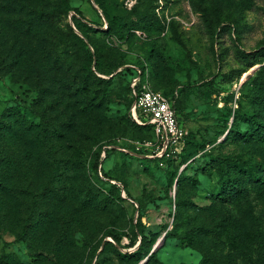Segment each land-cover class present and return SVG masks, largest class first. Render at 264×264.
I'll return each instance as SVG.
<instances>
[{"label": "rangeland", "instance_id": "obj_1", "mask_svg": "<svg viewBox=\"0 0 264 264\" xmlns=\"http://www.w3.org/2000/svg\"><path fill=\"white\" fill-rule=\"evenodd\" d=\"M0 264H264V0H0Z\"/></svg>", "mask_w": 264, "mask_h": 264}, {"label": "built area", "instance_id": "obj_2", "mask_svg": "<svg viewBox=\"0 0 264 264\" xmlns=\"http://www.w3.org/2000/svg\"><path fill=\"white\" fill-rule=\"evenodd\" d=\"M133 102L130 108L132 118L139 124L150 123L164 145L182 141L186 134L171 99L161 91L153 89L136 75L132 81Z\"/></svg>", "mask_w": 264, "mask_h": 264}, {"label": "trees", "instance_id": "obj_3", "mask_svg": "<svg viewBox=\"0 0 264 264\" xmlns=\"http://www.w3.org/2000/svg\"><path fill=\"white\" fill-rule=\"evenodd\" d=\"M91 27V26H90ZM80 31H81V33H82V35L83 36H79V35H77V34H74V36L82 43V44H84L85 43V40H88V42L91 44V46L94 48V51H91V49L89 48L88 49V52H89V57L91 58V60H92V58L97 54V47L95 46V44L93 43V41H92V39H91V37H90V34H89V32L87 31V30H83V29H80ZM141 70H144V67H143V69H141ZM143 72V71H142ZM234 73V72H233ZM139 74V73H138ZM237 74H238V76H241L242 75V72H237ZM142 77V76H141ZM142 79H143V77H142ZM87 80L88 79H86V82H87ZM101 80H104V79H101ZM86 88H88L89 89V87H86ZM130 89H131V101H130V104H129V108H131V105H132V102H133V98H132V87H130ZM176 110V109H175ZM177 112V111H176ZM178 114V113H177ZM43 116L44 117H46V118H48V116H47V114H46V110H44L43 111ZM129 117H130V119L132 120V125L136 128V129H138V130H141V131H145V130H147V131H150V130H153L154 132H155V130H154V127H153V125L152 124H150V123H147V124H139L138 122H136L133 118H132V116H131V114L129 115ZM149 136H150V134H147L146 135V138H149ZM166 149H167V147H166ZM183 150V149H182ZM181 152V151H180ZM168 153V149L165 151V153L164 154H167ZM100 155H101V152L99 151L98 152V155H97V158H96V161H95V163H94V167H95V169L96 170H98V167H99V163H100V161H99V159H100ZM258 178H260L259 176H258ZM259 180H261V179H259ZM228 194H231V193H233L234 192V188H235V185H234V183H232L231 182V180L230 179H228ZM111 187H113V188H118L117 187V185L116 184H112L111 185ZM141 215H139V217H138V222H137V228H138V230H139V232H140V234H143V229H142V222H141ZM107 236H111V237H113L117 242H119L120 241V239H121V237L119 236V235H117V234H115L114 232H107ZM107 243H109V241L108 240H106V244ZM135 244V243H134ZM144 250V247H143V244H142V241H141V243L139 244V247H138V249L135 251V252H133V253H131V254H133L134 256H136V255H140L141 253H142V251ZM96 251H97V249H96ZM148 254V253H147ZM146 254V255H147Z\"/></svg>", "mask_w": 264, "mask_h": 264}, {"label": "bare ground", "instance_id": "obj_4", "mask_svg": "<svg viewBox=\"0 0 264 264\" xmlns=\"http://www.w3.org/2000/svg\"><path fill=\"white\" fill-rule=\"evenodd\" d=\"M180 142H182V141H177V142L174 143V145H175L176 143H180Z\"/></svg>", "mask_w": 264, "mask_h": 264}, {"label": "water", "instance_id": "obj_5", "mask_svg": "<svg viewBox=\"0 0 264 264\" xmlns=\"http://www.w3.org/2000/svg\"><path fill=\"white\" fill-rule=\"evenodd\" d=\"M156 248V247H155Z\"/></svg>", "mask_w": 264, "mask_h": 264}]
</instances>
